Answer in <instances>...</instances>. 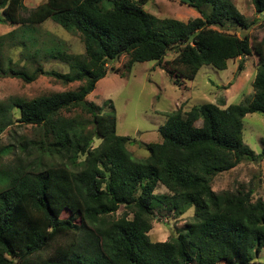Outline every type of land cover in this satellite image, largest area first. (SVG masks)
Here are the masks:
<instances>
[{
	"label": "trees",
	"instance_id": "obj_1",
	"mask_svg": "<svg viewBox=\"0 0 264 264\" xmlns=\"http://www.w3.org/2000/svg\"><path fill=\"white\" fill-rule=\"evenodd\" d=\"M23 1L0 0V23L28 29L51 20L79 35L84 53L69 55L53 40L30 54L25 43L32 47L36 38L19 37L24 60L42 51L66 65V73L22 70L0 55V78L80 84L74 91L0 102V134L14 123L40 129L31 143L36 161L0 175V264H256L264 248V201H252L253 189L215 193L211 181L241 162L264 158V140L257 155L242 135L247 114L264 116V37L250 43L214 29L225 22L248 28L229 0H190L199 17L187 23L149 15L142 7L151 0H46L27 17L19 13ZM251 3L264 18V0ZM3 46L0 37V53ZM170 51L175 56L164 61ZM251 55L257 58L251 101L168 113L158 129L161 142L146 144L144 159L127 150L134 140L116 135L113 107L101 113L86 99L122 56L127 69L154 61L177 82L193 81L204 66L224 71L228 61ZM158 185L167 193H154ZM121 206L131 219L112 218ZM190 208L192 220L177 237L150 240L154 210L182 216Z\"/></svg>",
	"mask_w": 264,
	"mask_h": 264
},
{
	"label": "rangeland",
	"instance_id": "obj_2",
	"mask_svg": "<svg viewBox=\"0 0 264 264\" xmlns=\"http://www.w3.org/2000/svg\"><path fill=\"white\" fill-rule=\"evenodd\" d=\"M46 0H24L23 10L19 13L27 17L29 12L44 3ZM236 10L244 17L247 29L225 22L221 29L228 34L239 37H247L250 43L258 42L264 37V18L259 16L251 0H229ZM182 0H151L142 9L158 19H174L187 23L199 17L194 8ZM0 18L5 19L0 10ZM13 26L7 21L0 23V37H4V59L11 58L16 67L32 71L37 66H42L45 71L68 72L66 65L50 56L39 53L37 56L24 57V47L20 41L23 38L34 37L36 43L31 47L25 43L28 52L41 49L42 43L51 45L53 40L64 45V51L69 55H82L84 48L79 35L70 34L61 29L55 22L47 20L41 25L31 27ZM14 32L11 37L9 33ZM175 56L170 51L164 57V61ZM242 61L243 70L238 71V65ZM126 56L112 62L105 78L97 82L94 91L87 96V101L100 107L101 113H107L113 107L116 116V135L129 137L135 144H128L127 150L133 159L147 158L148 152L145 145L160 143L161 137L158 129L164 125L166 115L170 112L181 110L189 111L192 107L211 103L222 108L235 104H247L253 98L252 82L256 74L257 58L253 55L227 62V69L218 71L210 66L200 69L193 81L178 79L168 76L154 61L134 63L127 69ZM79 83L63 84L52 78L40 76L34 82L26 84L16 78H0V102H8L11 98L31 100L40 96L64 91H74ZM76 113H63L65 117H72ZM18 118L14 110V121ZM85 121L90 117L82 116ZM91 128V126H89ZM243 143L255 154H260L262 140H264V116L258 113L247 114L243 119ZM40 129L31 125L14 123L0 134V175L13 167L27 165L36 161L37 150L31 145L33 141L40 139ZM100 140L94 141L93 147ZM10 147L11 150L5 149ZM57 162V160H56ZM212 191L234 192L253 189L252 201L258 199L264 201V158L258 162H241L235 168L216 175L211 181ZM157 194L167 193L166 189L158 185L154 191ZM132 215L125 207H119L112 216L118 219ZM193 208L184 215L175 216L166 209L153 211V220L148 236L152 242H165L172 237H177L187 223L192 220ZM256 264H264V248L261 249Z\"/></svg>",
	"mask_w": 264,
	"mask_h": 264
},
{
	"label": "water",
	"instance_id": "obj_3",
	"mask_svg": "<svg viewBox=\"0 0 264 264\" xmlns=\"http://www.w3.org/2000/svg\"><path fill=\"white\" fill-rule=\"evenodd\" d=\"M183 2L189 4L190 3V0H182Z\"/></svg>",
	"mask_w": 264,
	"mask_h": 264
}]
</instances>
